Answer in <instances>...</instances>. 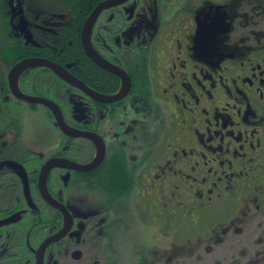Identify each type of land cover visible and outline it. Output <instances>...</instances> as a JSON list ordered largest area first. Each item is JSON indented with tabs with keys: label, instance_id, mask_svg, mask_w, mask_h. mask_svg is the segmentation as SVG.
<instances>
[{
	"label": "flooded vegetation",
	"instance_id": "1",
	"mask_svg": "<svg viewBox=\"0 0 264 264\" xmlns=\"http://www.w3.org/2000/svg\"><path fill=\"white\" fill-rule=\"evenodd\" d=\"M99 4L90 43L107 67L81 38ZM26 59L61 65L86 90L43 64L12 75ZM45 100L80 134H64ZM158 113L146 158L130 141ZM47 164L57 206L40 189ZM128 198L145 229L144 217L160 222L167 247L145 230L109 241L103 225ZM126 259L264 264V0H0V264Z\"/></svg>",
	"mask_w": 264,
	"mask_h": 264
},
{
	"label": "rangeland",
	"instance_id": "2",
	"mask_svg": "<svg viewBox=\"0 0 264 264\" xmlns=\"http://www.w3.org/2000/svg\"><path fill=\"white\" fill-rule=\"evenodd\" d=\"M56 6H57V4H56ZM64 6L65 5L60 4L59 7H57L56 9L62 10L64 8ZM156 117L159 119L158 126H155L156 125L155 122L153 124H150V121H149L150 118L147 117L146 121L144 120L142 122V124L139 123V129H138V132L136 133L139 136H137L135 140L133 139L130 141V147H133V145H135L136 147H139L140 149H142L141 147L143 146V149H144L143 155H145L146 158H148L150 152H152L153 149L151 150V147L154 146V142H155V146H157L160 139H161V131L162 130L159 131V126L163 123H162V119H161L159 113L157 114ZM141 121H142V119H141ZM142 128H143V131H142ZM155 129H157L156 130L157 134H154V139H153V134H151V133H153ZM138 139L140 140V142H138ZM134 141H135V143H134ZM146 149H149L151 151L146 153ZM136 152L138 155L139 151H136ZM122 203L123 202H121V206H120L121 210H120L118 215L121 216L122 220L126 221V223L124 224L126 227L123 226L122 220L119 219V217L116 213L115 214L117 216L116 215L110 216V219H108V221L105 222L103 225V228L107 229L106 231H104V233L105 234L108 233L109 241L111 243L116 244V242L120 240L121 235L124 234L125 237H126V235L131 236V234L134 233L135 231H136V237H138V238L139 237H145V235L141 233L142 231L145 230L146 236L149 238H152L151 242H154L156 244V246H157L156 248H158L157 251H160L169 245L170 239H167L168 237H165L162 234V232L157 231L158 227H159L158 225H160L159 221L151 220L149 222L148 218L144 217L143 220L147 224V228L145 229L142 226V224L138 221L140 219L137 217L136 213L134 215V213L132 211V207L129 206V204H128V203H131V199L130 198L127 199V203H126L125 207H124V205H122ZM123 213L126 214V217H123L121 215ZM135 218H137V223H134L135 226H133L132 222H135ZM138 224L143 227L139 233H137V227L139 226ZM98 228H101V226L99 225ZM127 255L130 258L129 252H127ZM157 256H159V253H157ZM68 262H69V260H67L66 263L68 264ZM124 264H130V260L126 259Z\"/></svg>",
	"mask_w": 264,
	"mask_h": 264
},
{
	"label": "water",
	"instance_id": "3",
	"mask_svg": "<svg viewBox=\"0 0 264 264\" xmlns=\"http://www.w3.org/2000/svg\"><path fill=\"white\" fill-rule=\"evenodd\" d=\"M105 6H106V4H99L90 13V15L87 17V19L85 20V22H84V24L82 26L81 38H82L84 50L88 54V56L91 57L98 65L107 67L108 66L107 62H105L97 54V52L94 50V48L91 46V43H90V35H91V32H92V27H93V24L95 22V19L98 16V14L101 12L103 7H105ZM34 64H43V65H46V66H50L65 81H67V82H69L71 84H75V85L81 87L83 90H86V86L82 82L77 81L73 76H71L61 65L53 64V63H51V62H49L47 60H37V61H33V60H30V59L22 60V61L18 62L17 64H15L13 66V69H12L11 73H12V75L18 74L25 67H27L29 65H34ZM15 93L18 94L20 97H25L24 95L20 94L17 90H15ZM41 102H44L48 106L50 105V103L48 101H46V100L45 101H41ZM51 107L56 111V122H57V125L59 126L60 130L64 134L69 135V136L79 135L80 134V132L72 129L64 121V119L62 117L61 110L59 109V107L57 105H56V108H54L53 106H51ZM81 134H83V136H89L86 133H81ZM58 163H59V160H58ZM62 163L66 164L67 166H70L67 162L66 163L62 162ZM50 166H51V164H47L41 171L40 189H41V192L44 194V197H46V200L49 203L56 205V201L48 194V191H47V188H46V175L48 173V170H49ZM77 167L79 169H82V168L83 169H87V166H84V167L77 166ZM59 209H61V211L63 212L65 220H66V223H67V220L69 218V213H68L69 211L62 204H60V208ZM64 233H65V231L63 229L58 234H56V239H58L59 237L63 236Z\"/></svg>",
	"mask_w": 264,
	"mask_h": 264
},
{
	"label": "trees",
	"instance_id": "4",
	"mask_svg": "<svg viewBox=\"0 0 264 264\" xmlns=\"http://www.w3.org/2000/svg\"><path fill=\"white\" fill-rule=\"evenodd\" d=\"M80 10V9H79ZM81 11H77V9L73 12V14H75V17H77V19L79 20V22L83 21L84 20V14L81 12ZM79 49H73V52L72 54L73 55H77L79 54L80 51H78ZM82 52V51H81ZM81 71L83 73V75L85 76H88L89 78L91 79H94L95 81H103V80H106V75L104 74V71L103 69H101L99 66L95 65L94 63L92 62H88V63H85V62H82L81 64ZM85 69V71H84Z\"/></svg>",
	"mask_w": 264,
	"mask_h": 264
},
{
	"label": "bare ground",
	"instance_id": "5",
	"mask_svg": "<svg viewBox=\"0 0 264 264\" xmlns=\"http://www.w3.org/2000/svg\"><path fill=\"white\" fill-rule=\"evenodd\" d=\"M86 62V61H85Z\"/></svg>",
	"mask_w": 264,
	"mask_h": 264
}]
</instances>
